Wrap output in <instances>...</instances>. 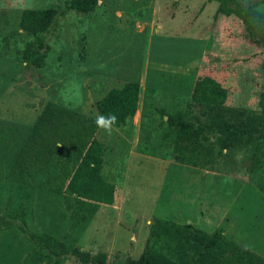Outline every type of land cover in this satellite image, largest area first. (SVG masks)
I'll return each mask as SVG.
<instances>
[{
	"label": "rangeland",
	"instance_id": "obj_1",
	"mask_svg": "<svg viewBox=\"0 0 264 264\" xmlns=\"http://www.w3.org/2000/svg\"><path fill=\"white\" fill-rule=\"evenodd\" d=\"M67 1L0 0V264H51L39 258L38 235L63 245L60 264H126L154 218L221 230L264 258V139L177 154L159 113L178 109L206 124L211 110H235L264 121L262 31L215 16L217 0H100L89 17L67 14L43 65L29 66L21 55L33 37L19 27L21 11ZM238 2L264 14V0ZM127 82L140 87L138 110L108 135L95 102ZM46 107L88 118L104 144L86 198L98 210L84 221L63 199V157L53 150L32 163L23 151ZM17 206L25 216L9 220Z\"/></svg>",
	"mask_w": 264,
	"mask_h": 264
},
{
	"label": "trees",
	"instance_id": "obj_2",
	"mask_svg": "<svg viewBox=\"0 0 264 264\" xmlns=\"http://www.w3.org/2000/svg\"><path fill=\"white\" fill-rule=\"evenodd\" d=\"M100 0H69L57 8H27L19 16V27L33 40L22 51V59L34 68H40L50 51L49 37L57 30L59 22L73 12L89 17ZM212 1V0H210ZM215 16H235L248 26L262 31L264 14L253 4H240L238 0H217ZM140 87L135 82L124 83L109 89L95 102L98 115L115 114L116 125H126L138 110ZM164 122L162 138L173 146L177 154L189 155L202 151L213 152L211 141L221 153L231 147L246 146L264 139V121L251 114L235 110H211L206 113L208 123L197 124L182 110H159ZM96 126L88 118L77 113L56 111L46 107L33 126L32 137L23 147L30 162L50 156L55 150L63 157V173L59 185L63 199L70 209L73 220L92 218L98 205L86 200L95 175L102 169L104 144L95 137ZM264 153V150H263ZM71 158V165L65 155ZM9 220L25 216L22 206L7 212ZM40 259L60 264L64 255L63 245L47 235H38ZM102 262V261H101ZM126 264H264V258L227 239L221 230L205 232L190 223L175 224L154 218L149 226L145 246L137 259Z\"/></svg>",
	"mask_w": 264,
	"mask_h": 264
},
{
	"label": "clouds",
	"instance_id": "obj_3",
	"mask_svg": "<svg viewBox=\"0 0 264 264\" xmlns=\"http://www.w3.org/2000/svg\"><path fill=\"white\" fill-rule=\"evenodd\" d=\"M117 117L115 114H108L107 116L98 115L95 124L97 128L103 129L106 134L111 135L113 131V125H116Z\"/></svg>",
	"mask_w": 264,
	"mask_h": 264
}]
</instances>
